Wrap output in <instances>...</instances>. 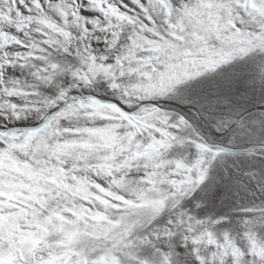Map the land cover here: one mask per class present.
Here are the masks:
<instances>
[{"label": "snow or ice", "instance_id": "1", "mask_svg": "<svg viewBox=\"0 0 264 264\" xmlns=\"http://www.w3.org/2000/svg\"><path fill=\"white\" fill-rule=\"evenodd\" d=\"M0 264H264V0H0Z\"/></svg>", "mask_w": 264, "mask_h": 264}]
</instances>
